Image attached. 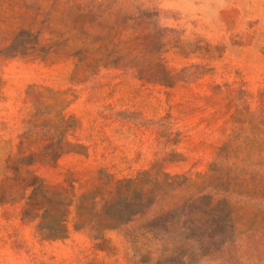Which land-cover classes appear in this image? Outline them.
<instances>
[{"label":"rangeland","instance_id":"1","mask_svg":"<svg viewBox=\"0 0 264 264\" xmlns=\"http://www.w3.org/2000/svg\"><path fill=\"white\" fill-rule=\"evenodd\" d=\"M0 264H264V0H0Z\"/></svg>","mask_w":264,"mask_h":264}]
</instances>
